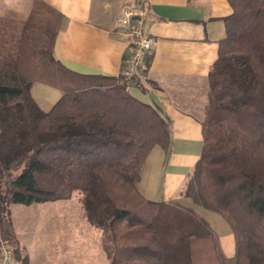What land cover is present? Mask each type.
Returning a JSON list of instances; mask_svg holds the SVG:
<instances>
[{
    "label": "trees",
    "instance_id": "obj_1",
    "mask_svg": "<svg viewBox=\"0 0 264 264\" xmlns=\"http://www.w3.org/2000/svg\"><path fill=\"white\" fill-rule=\"evenodd\" d=\"M229 2L203 150L181 193L227 221L231 252L195 207L139 190L152 148L170 145V120L121 76L66 67L54 53L63 14L43 0L26 21L0 19V212L76 194L87 218L110 229L111 264H264V0ZM36 81L62 91L48 110Z\"/></svg>",
    "mask_w": 264,
    "mask_h": 264
},
{
    "label": "crops",
    "instance_id": "obj_2",
    "mask_svg": "<svg viewBox=\"0 0 264 264\" xmlns=\"http://www.w3.org/2000/svg\"><path fill=\"white\" fill-rule=\"evenodd\" d=\"M43 1L63 14L54 53L66 67L83 74L121 76L127 39L115 24L122 5L130 0ZM141 2L146 13L144 30L158 42L148 70V89L133 85L129 89L161 107L172 135L168 148H152L137 185L148 198L176 199L198 210L181 190L203 150L209 73L226 34L224 17L233 7L229 0ZM34 3L0 0V19L26 21Z\"/></svg>",
    "mask_w": 264,
    "mask_h": 264
},
{
    "label": "rangeland",
    "instance_id": "obj_3",
    "mask_svg": "<svg viewBox=\"0 0 264 264\" xmlns=\"http://www.w3.org/2000/svg\"><path fill=\"white\" fill-rule=\"evenodd\" d=\"M31 91L45 110L62 94L58 87L41 81L34 82ZM192 204L231 252L232 230L227 221L217 212ZM0 232L9 239L16 264H111V231L87 218L76 194L29 204L10 202L0 212Z\"/></svg>",
    "mask_w": 264,
    "mask_h": 264
},
{
    "label": "built area",
    "instance_id": "obj_4",
    "mask_svg": "<svg viewBox=\"0 0 264 264\" xmlns=\"http://www.w3.org/2000/svg\"><path fill=\"white\" fill-rule=\"evenodd\" d=\"M145 15L141 0H130L122 5L115 24V28L122 32L127 39L121 80L130 86L150 85L146 57L153 52L158 38L145 32ZM0 264H16L10 241L1 232Z\"/></svg>",
    "mask_w": 264,
    "mask_h": 264
}]
</instances>
